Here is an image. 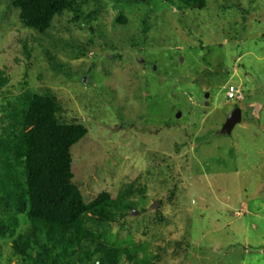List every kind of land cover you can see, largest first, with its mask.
Listing matches in <instances>:
<instances>
[{
    "label": "rangeland",
    "instance_id": "obj_1",
    "mask_svg": "<svg viewBox=\"0 0 264 264\" xmlns=\"http://www.w3.org/2000/svg\"><path fill=\"white\" fill-rule=\"evenodd\" d=\"M14 1L0 0V142L17 141L25 101L53 95L57 122L87 129L70 149L84 202L116 203L111 220L85 222L97 243L128 251L118 264H264V0H78L44 34ZM236 107L242 121L225 134ZM8 174L21 162L0 144ZM14 214L0 264H34L12 248L26 214L1 209L0 221ZM83 249L52 257L98 264Z\"/></svg>",
    "mask_w": 264,
    "mask_h": 264
},
{
    "label": "trees",
    "instance_id": "obj_2",
    "mask_svg": "<svg viewBox=\"0 0 264 264\" xmlns=\"http://www.w3.org/2000/svg\"><path fill=\"white\" fill-rule=\"evenodd\" d=\"M79 1L15 0L13 7L19 10L22 24L44 34L56 15L63 11L78 14ZM169 1L197 10L206 6V0ZM57 113L53 95L33 96L25 101L15 144L0 142L22 166L21 178L11 174L0 178V210L25 213L29 222L27 234L12 241L14 253L34 264H55L52 253L66 254L69 246L77 244L84 248L86 257L96 256L98 264H118L123 257L131 259L126 249L97 243L95 234L87 228L86 215L111 220L109 209L116 203L106 193L89 204L84 202L73 183L70 149L85 137L87 129L78 124H59ZM16 227L15 214L10 215L6 222L0 221V236L14 234ZM31 243L41 248L40 255L33 257L28 252Z\"/></svg>",
    "mask_w": 264,
    "mask_h": 264
},
{
    "label": "water",
    "instance_id": "obj_3",
    "mask_svg": "<svg viewBox=\"0 0 264 264\" xmlns=\"http://www.w3.org/2000/svg\"><path fill=\"white\" fill-rule=\"evenodd\" d=\"M242 121V112L239 108H233V110L228 114L223 126L222 132L228 134L232 129Z\"/></svg>",
    "mask_w": 264,
    "mask_h": 264
},
{
    "label": "built area",
    "instance_id": "obj_4",
    "mask_svg": "<svg viewBox=\"0 0 264 264\" xmlns=\"http://www.w3.org/2000/svg\"><path fill=\"white\" fill-rule=\"evenodd\" d=\"M226 98L229 100H234L236 98L234 87L232 86L228 87L226 91Z\"/></svg>",
    "mask_w": 264,
    "mask_h": 264
}]
</instances>
